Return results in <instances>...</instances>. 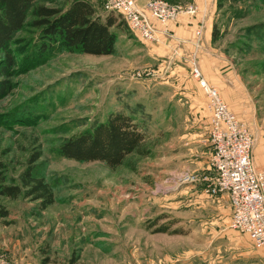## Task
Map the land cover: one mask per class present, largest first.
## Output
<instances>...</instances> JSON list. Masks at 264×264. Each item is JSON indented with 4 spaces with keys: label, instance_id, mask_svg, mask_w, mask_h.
I'll return each mask as SVG.
<instances>
[{
    "label": "rangeland",
    "instance_id": "374dc122",
    "mask_svg": "<svg viewBox=\"0 0 264 264\" xmlns=\"http://www.w3.org/2000/svg\"><path fill=\"white\" fill-rule=\"evenodd\" d=\"M69 1L38 3L65 8ZM90 2L97 8L94 0ZM218 5L214 44L232 60L250 94V111L245 115L253 134L251 155L256 152L264 165V4L221 0ZM98 8L96 12L104 15ZM29 21L11 45L15 59L11 76L0 78L11 87L0 100V163L7 182L20 185L28 162L40 155L34 164L36 173L49 184L55 202L40 211L30 199H0L9 212L7 219L0 220V264H134L139 230L153 234L160 226H167L169 232L187 229L183 204L176 202L173 191L186 185L181 182L186 176L196 181L195 174L167 171L162 165L166 102L159 97L160 87L158 95L137 98L139 85L133 74L146 69L147 63L141 41L126 29H113V55L43 53L39 32ZM111 113L130 116L144 128L145 156L133 153L116 169L58 156L64 139L105 122ZM168 185L174 188H162ZM174 243L170 247H177ZM72 257L76 261L70 263Z\"/></svg>",
    "mask_w": 264,
    "mask_h": 264
},
{
    "label": "crops",
    "instance_id": "0c3cea01",
    "mask_svg": "<svg viewBox=\"0 0 264 264\" xmlns=\"http://www.w3.org/2000/svg\"><path fill=\"white\" fill-rule=\"evenodd\" d=\"M147 1L135 0L139 7H143ZM94 3L104 13L99 0H94ZM189 3L199 7L194 17L179 15L166 28L155 23L160 41L140 42L142 57L147 62L143 71H150L153 76L134 79L139 85L136 87L139 99H148L151 94L158 95L159 87L162 90L159 97L165 100L167 111L163 130L165 146L162 148L165 170L173 172L177 169L195 174L196 181L184 183L186 185L182 188L173 191L176 202L183 204V216L187 219L183 224L188 223L187 229L176 237L139 230L140 241L133 246L134 264H264V246H255L245 234L230 227L228 197H209L204 190L206 185L203 180L211 176L209 117L205 106L207 99L191 76L192 65L198 67L203 78L217 89L230 111L248 127L250 123L245 113L250 111V94L234 70L232 60L212 41L216 0H188L184 5ZM198 29L199 37L196 35ZM252 161L256 169L264 170L256 152L252 155ZM162 188L168 190L174 186ZM174 242L177 247H170Z\"/></svg>",
    "mask_w": 264,
    "mask_h": 264
},
{
    "label": "trees",
    "instance_id": "16d2710c",
    "mask_svg": "<svg viewBox=\"0 0 264 264\" xmlns=\"http://www.w3.org/2000/svg\"><path fill=\"white\" fill-rule=\"evenodd\" d=\"M38 1L0 0V78L11 76V70L15 67L11 45L28 19L30 27L39 32L40 51L43 53L66 50L96 57L110 56L115 52L116 34L113 29L129 31L119 14L104 12L101 16L87 0H70L65 8L49 7ZM165 1L175 5L174 0ZM216 1V7L220 6L218 3L221 0ZM256 1L264 4V0ZM217 35L213 26V42L217 40ZM10 88L8 81L0 80V100L10 92ZM146 139L144 128L134 118L122 113H111L105 122L64 139L57 154L77 163L98 162L109 169H116L133 153L145 156L148 152L142 149V144ZM39 157L37 154L30 159L19 177L20 185L7 182L4 166L0 163V199H30L37 202L40 211L54 204L52 189L36 173L34 164ZM8 216V210L0 204V220H5ZM182 232L179 228L169 232L167 226H160L152 231L153 234L169 235H179ZM75 261L73 257L70 259V263Z\"/></svg>",
    "mask_w": 264,
    "mask_h": 264
},
{
    "label": "built area",
    "instance_id": "2783aa9c",
    "mask_svg": "<svg viewBox=\"0 0 264 264\" xmlns=\"http://www.w3.org/2000/svg\"><path fill=\"white\" fill-rule=\"evenodd\" d=\"M104 12L119 14L130 33L144 43L160 41L159 27L176 20L179 15L194 17L198 5H171L165 0H148L139 7L135 0H99ZM200 36V29L196 32ZM150 71H138L134 79H149ZM191 76L204 93L209 113L208 141L210 146L209 171L204 179L209 197H228L231 209L230 227L245 234L257 247L264 246V170L252 161L253 135L248 125L236 117L221 98L217 89L207 83L193 64ZM182 183L192 182L189 176Z\"/></svg>",
    "mask_w": 264,
    "mask_h": 264
}]
</instances>
